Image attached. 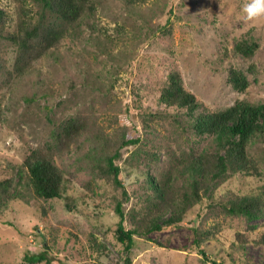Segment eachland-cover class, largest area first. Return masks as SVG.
I'll return each mask as SVG.
<instances>
[{
    "label": "rangeland",
    "instance_id": "rangeland-1",
    "mask_svg": "<svg viewBox=\"0 0 264 264\" xmlns=\"http://www.w3.org/2000/svg\"><path fill=\"white\" fill-rule=\"evenodd\" d=\"M249 2L88 0L84 16L68 23L65 35L34 61V72L23 76L13 69L15 44L0 36V100L5 113L0 120V179L17 180L29 149L50 141L60 120L82 113L89 122V131L56 159L71 180L69 193L78 201L76 208L67 207L63 199L29 197L0 208V264H127L124 245L115 235L120 219L115 197L121 190L93 172L89 133L105 132L115 138L123 127L142 129V112L164 113L159 97L173 71L181 73L187 88L210 109H223L240 99L262 102L264 15L245 19L244 6ZM0 9L13 15L6 28L13 30L18 5L0 0ZM242 40L257 43L252 55L236 49ZM233 67L248 79L244 91L230 79ZM154 119L149 145L153 149L159 145V159L142 158L140 166L123 163V181L131 193L123 200L127 211L135 203L140 206L134 191L145 179L143 170L167 171L172 165L169 144H185L182 130L169 118L159 114ZM132 148L122 149L125 156ZM251 153L263 176L231 173L216 189L217 200L231 192L260 190L264 141ZM178 185L185 187L183 181ZM208 227L215 228V234L202 246H208L212 260L194 244L195 228ZM263 228L264 217L248 221L199 203L184 222L166 224L147 237L136 236L132 264H264L263 245L249 241L239 248L236 238L237 231L253 235ZM98 243L108 255L98 253ZM28 253L50 261L28 262Z\"/></svg>",
    "mask_w": 264,
    "mask_h": 264
},
{
    "label": "trees",
    "instance_id": "trees-1",
    "mask_svg": "<svg viewBox=\"0 0 264 264\" xmlns=\"http://www.w3.org/2000/svg\"><path fill=\"white\" fill-rule=\"evenodd\" d=\"M13 1L19 7V19L15 28L7 31L13 15L0 9V36L15 44L13 69L23 76L34 72V61L47 54L65 35L68 23L84 16L88 0ZM257 46L253 41L242 40L236 44V49L250 56ZM230 79L239 91H244L249 84L244 72L235 67L230 70ZM159 98L165 105V112L139 114L142 129L123 127L115 138L105 132L93 131L88 136L93 144L92 170L96 177L121 190V196L115 197V210L120 216L115 235L124 245L127 264H132L136 236L147 237L166 224L184 222L196 204L206 202L211 207L217 206L224 215L244 217L248 221L264 217V184L254 193L231 192L227 193L226 199L215 198L216 189L231 173L263 176L260 162L251 153V148L264 141V100L254 103L240 99L226 108L210 109L187 88L179 71L170 73ZM4 114L0 100V120ZM159 114L182 130L185 144L177 147L169 144L172 165L167 171L152 172L150 167L143 170L145 179L134 191L140 206L135 203L127 211L123 200L129 199L131 193L123 181V163L140 166L142 158L159 159V145L155 146L156 150L149 145L153 119ZM88 124L84 114H72L52 128L50 141L31 147L17 170L18 179L15 180L14 176L0 179V208L9 206L16 199L29 200L28 197L37 201L63 199L67 207L76 208L78 201L69 193L71 180L56 159L59 153L69 150L71 144L77 143L89 131ZM127 146L133 148L125 156L122 149ZM181 181L186 188L178 185ZM214 229L195 228V247L209 259L208 246L202 245L214 236ZM253 232V235L236 232L239 248H244L249 241L264 246V228ZM95 246L99 254L108 255L106 247H100L99 243ZM45 259L50 261L40 254H26L28 262Z\"/></svg>",
    "mask_w": 264,
    "mask_h": 264
},
{
    "label": "clouds",
    "instance_id": "clouds-1",
    "mask_svg": "<svg viewBox=\"0 0 264 264\" xmlns=\"http://www.w3.org/2000/svg\"><path fill=\"white\" fill-rule=\"evenodd\" d=\"M244 12L246 13L245 19H252L264 15V0H250L244 6Z\"/></svg>",
    "mask_w": 264,
    "mask_h": 264
}]
</instances>
